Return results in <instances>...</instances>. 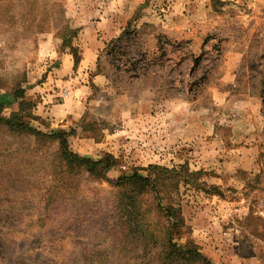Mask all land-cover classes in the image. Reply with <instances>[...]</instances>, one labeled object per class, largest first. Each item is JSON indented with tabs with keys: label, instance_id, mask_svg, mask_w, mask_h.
Masks as SVG:
<instances>
[{
	"label": "rangeland",
	"instance_id": "obj_1",
	"mask_svg": "<svg viewBox=\"0 0 264 264\" xmlns=\"http://www.w3.org/2000/svg\"><path fill=\"white\" fill-rule=\"evenodd\" d=\"M85 27L95 69L79 65ZM80 84L69 149L113 164L92 173L58 138L0 122V264H163L170 237L264 264V0H0V96L23 89L24 117L51 132L39 104ZM135 174L151 179L142 193Z\"/></svg>",
	"mask_w": 264,
	"mask_h": 264
},
{
	"label": "trees",
	"instance_id": "obj_2",
	"mask_svg": "<svg viewBox=\"0 0 264 264\" xmlns=\"http://www.w3.org/2000/svg\"><path fill=\"white\" fill-rule=\"evenodd\" d=\"M79 58L74 56V66L77 65ZM22 97V99H19ZM23 89H19V93L15 96L11 94L0 96V122L6 125L9 129L17 132H26L32 133L36 137H53L59 139V151L61 153V157L66 159L70 163H75L77 165H82L90 172H97L99 169L101 171L104 168H108L112 166V161H105L106 158L112 157L111 154H106L103 158L93 159L91 157L82 156L76 152H73L69 149L68 146V136L71 134V131L65 130V128L56 129L51 132H43L39 128L33 126L28 119L24 117L25 108L28 106L29 102L25 100ZM11 100L18 102V109L13 111L10 116H4L1 113V110L5 103L10 102ZM101 164H104L102 168H99ZM126 180L131 184H135V189L138 190L139 193H142L144 189H146L151 179L149 176H141V175H131L130 177H126ZM166 213L169 216L172 224L176 225L180 221L179 209L175 206H168L165 208ZM176 222V223H175ZM172 237L169 238L171 243V248L164 259L163 264H175L176 261L179 264H216L213 263L204 253H202L197 247H189V246H176L172 242Z\"/></svg>",
	"mask_w": 264,
	"mask_h": 264
},
{
	"label": "crops",
	"instance_id": "obj_3",
	"mask_svg": "<svg viewBox=\"0 0 264 264\" xmlns=\"http://www.w3.org/2000/svg\"><path fill=\"white\" fill-rule=\"evenodd\" d=\"M94 28L85 27L81 29L80 34H90L92 37L90 38V43H84V51L82 52L81 60H80V68L82 69H95L97 64V55L93 53L94 47L96 46V38L93 37ZM93 41V42H92ZM99 44V43H98ZM62 69L66 74L69 71V68L74 67V61L72 55L69 53L64 55ZM93 81L96 82L97 85H106L108 84L107 74L97 71L93 77ZM88 91V86L86 84H80L72 89L71 95L62 96L61 92L58 95H61L59 99L56 98V102L50 105H46V103L51 100V95H57L55 93L49 94L47 98L42 101L40 106V111L42 113V117L46 120V123L51 127H59V128H67L71 124L76 123L75 121L80 117L83 113L84 107V94ZM57 97V96H56ZM45 108H48L49 111H42ZM79 132H82L81 128H78ZM227 150V149H226ZM228 155H226L227 158ZM251 159V157H239V159H234L231 162L232 166L237 169L243 167L244 162Z\"/></svg>",
	"mask_w": 264,
	"mask_h": 264
}]
</instances>
